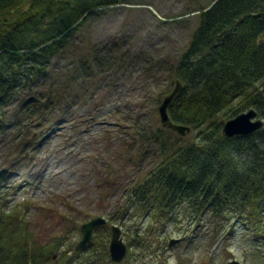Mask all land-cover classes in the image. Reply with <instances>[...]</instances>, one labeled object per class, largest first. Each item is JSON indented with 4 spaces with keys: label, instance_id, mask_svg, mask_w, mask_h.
I'll return each mask as SVG.
<instances>
[{
    "label": "trees",
    "instance_id": "1",
    "mask_svg": "<svg viewBox=\"0 0 264 264\" xmlns=\"http://www.w3.org/2000/svg\"><path fill=\"white\" fill-rule=\"evenodd\" d=\"M125 1L0 0V151L14 150L0 167V264H120L109 257V222L148 218L142 231L128 232V258L132 246L151 243L184 213L191 229L207 215L214 234L240 225L264 264V125L250 134L221 133L224 121L249 108L264 120V0H208L193 9L197 25L168 72L169 86L175 79L182 84L168 114L191 126L193 135L179 137L158 121L144 134L157 145L156 161L83 249L63 250L53 260L59 242L39 243L28 227L26 204L11 203L13 162L33 150L39 130L59 117L68 81L54 62L95 11ZM28 125L36 135L18 137ZM133 156L139 160L140 151Z\"/></svg>",
    "mask_w": 264,
    "mask_h": 264
},
{
    "label": "rangeland",
    "instance_id": "2",
    "mask_svg": "<svg viewBox=\"0 0 264 264\" xmlns=\"http://www.w3.org/2000/svg\"><path fill=\"white\" fill-rule=\"evenodd\" d=\"M207 2L126 0L99 9L54 62L68 81L59 117L39 130L38 145L13 162L7 180L11 203L26 204L37 241L59 242L53 260L63 250H76L82 223L95 216L108 220L124 203L126 190L156 161V143L143 136L160 123L158 106L172 88L168 72L197 25L193 9ZM21 131L18 137L36 129L28 125ZM138 150L139 160L133 156ZM11 153L0 151V167ZM147 222L138 215L109 223L120 226L127 245L128 232L142 231ZM188 223L186 213L179 214L160 235L151 236V243L132 246L134 254L125 262L263 264L240 225L214 234L207 215L193 229ZM171 239L176 241L169 244Z\"/></svg>",
    "mask_w": 264,
    "mask_h": 264
},
{
    "label": "water",
    "instance_id": "3",
    "mask_svg": "<svg viewBox=\"0 0 264 264\" xmlns=\"http://www.w3.org/2000/svg\"><path fill=\"white\" fill-rule=\"evenodd\" d=\"M182 88L180 80L175 79L173 87L161 99L158 106V116L161 125L175 133L179 137L187 136L192 128L189 125L174 122L168 114V106L176 98ZM264 120L257 117L255 109L249 108L245 111L224 121L221 127V133L225 137L234 135L250 134L261 129ZM107 223V219L103 216H95L80 225L81 238L75 246L76 250L83 249L92 239L94 230ZM110 239L108 243V252L110 260L114 263H120L127 253V245L121 236V228L117 224H110ZM176 240L171 239L169 244H173ZM227 264H240L237 260L229 261Z\"/></svg>",
    "mask_w": 264,
    "mask_h": 264
}]
</instances>
